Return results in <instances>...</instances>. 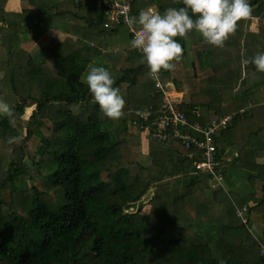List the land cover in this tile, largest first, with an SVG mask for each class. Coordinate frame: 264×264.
<instances>
[{"label":"trees","instance_id":"trees-1","mask_svg":"<svg viewBox=\"0 0 264 264\" xmlns=\"http://www.w3.org/2000/svg\"><path fill=\"white\" fill-rule=\"evenodd\" d=\"M10 1L0 0V100L15 112L11 121L0 115V264H264V73L242 64L264 52V0H249L252 17L223 48L195 31L177 37L183 58L160 73L163 85L189 77L191 100L177 105L192 124L206 125L196 116L202 108L213 119L233 116L215 137L223 185L190 175L200 156L180 141L143 150L137 111L156 114L163 96L140 51H110L121 28L132 40L127 25L109 23L94 0H22L21 11ZM183 6L133 0L132 16ZM101 59L126 100L119 120L83 82ZM17 135L21 142L9 144ZM229 149L238 153L232 160ZM235 176L254 191L233 190ZM152 187L159 190L144 214L137 207Z\"/></svg>","mask_w":264,"mask_h":264},{"label":"clouds","instance_id":"clouds-1","mask_svg":"<svg viewBox=\"0 0 264 264\" xmlns=\"http://www.w3.org/2000/svg\"><path fill=\"white\" fill-rule=\"evenodd\" d=\"M182 3L183 7H170L163 13L149 7L138 16L125 14V23L134 33L131 47L143 54L154 79L162 71L174 70L182 60L184 48L177 37L187 39L195 31L206 43L223 48L237 32L239 22L250 19L253 14L249 0H182ZM250 63L264 73V52L242 60L244 65ZM85 81L106 117L112 120L124 117L126 100L120 88L114 87V78L105 67H91ZM0 115L10 121L15 118L13 107L4 100H0ZM22 139L19 135L10 136L8 143H19Z\"/></svg>","mask_w":264,"mask_h":264},{"label":"built area","instance_id":"built-area-1","mask_svg":"<svg viewBox=\"0 0 264 264\" xmlns=\"http://www.w3.org/2000/svg\"><path fill=\"white\" fill-rule=\"evenodd\" d=\"M99 10H102L104 17L111 24H125V14L132 16L133 0H94ZM134 38V33L129 29ZM155 80V87L158 93L162 94V104L159 112L153 106L144 110H138V121L134 123L142 131V138L150 142H168L170 140L180 141L187 150H197L200 160L194 162L195 170L190 175L211 174L214 180L223 185L222 177L217 173L219 160L217 157L218 149L215 137L226 131L233 120V116L214 118L208 124H192L186 114L179 108L177 100H170L167 88L163 85L161 75ZM157 81V83H156ZM157 84V85H156ZM199 119L203 118L201 111L196 115ZM193 156L191 155V158ZM247 208L239 211V216L246 223L245 213Z\"/></svg>","mask_w":264,"mask_h":264},{"label":"rangeland","instance_id":"rangeland-1","mask_svg":"<svg viewBox=\"0 0 264 264\" xmlns=\"http://www.w3.org/2000/svg\"><path fill=\"white\" fill-rule=\"evenodd\" d=\"M13 3H12V8H14V9H19V8H22L23 9V6H29V3L28 2H25V1H22V0H16ZM153 9H155V8H153ZM127 32H128V30L126 28L125 29L122 28L121 31H120V34L122 36H124V37H122L123 39L125 38V40H124L123 43L126 44V46H129L130 45L129 42L131 40H129V38L127 36V34H128ZM263 38H264V35H263ZM48 42H49V40L48 41H42V43L44 45H47ZM27 47H28V49H30L32 51H35L36 48H37V43H31L30 45H27ZM111 49L112 50H116V47H111L110 48V51H111ZM107 64H108V62L105 59H101V60H98L95 63H93V65H91L88 68L87 72L83 76V82H86L85 81V78H86L88 72L90 71L91 67H94V66L95 67H100V66H102V67H105L108 70L109 67H108ZM186 76H188V75H186ZM182 79H184V81ZM187 79H189V77L183 76V78L182 77L180 78L181 82H178V81L177 82H175V81H172V82L171 81H168L169 83L164 85L168 89L166 92H167L168 98L170 100H177L178 103H180V104L181 103H189L190 102L192 95H191V91H190V89L188 87V84H187V81H189L190 79L189 80H187ZM176 80H178V78H176ZM227 80H230V79H227V73H226L225 77L223 78V81L227 83ZM231 80H232V78H231ZM156 83H157V81H156ZM179 83H184L182 85L183 86V90L178 89ZM50 107L51 106H46L44 108V110L42 112V118L43 119L50 118V111H51ZM201 110L202 109H200V111ZM31 112H32V110L28 111L27 117L30 116ZM201 113H202V115H204L203 118L206 119V124H208L209 121L205 117V114H204L203 110L201 111ZM207 113H209V112L207 111ZM134 131H136V129ZM141 140H142V148H144L143 150H145V151H148V148H152L154 146L153 144H150V140H146V139L142 138V135H141ZM12 152L13 153H11V155H10L11 159H13L15 161H19L20 160V154L18 152H16V151H12ZM191 170H195V167L193 166L191 168ZM191 176H193V175H191ZM224 185H226V184H224ZM212 187H213V185H212ZM158 190H159L158 187H152V188H150V190L148 191V194L144 198V201L141 203V205H139V207H137L144 214L149 213V211L151 209V205H150L151 204V201L155 198ZM233 190H236L238 192H243V193H252L254 191L253 190V186L250 183H248L246 180L242 179V176L241 177L235 176ZM240 217H241V215H240ZM241 219H242V217H241ZM256 222H257V224L259 226H261L262 222H260V219H257ZM258 225L255 226L254 227L255 230H253L254 232H256L255 233L256 235H257V233L258 234H261L260 232L262 230ZM257 236L259 237V235H257Z\"/></svg>","mask_w":264,"mask_h":264},{"label":"crops","instance_id":"crops-1","mask_svg":"<svg viewBox=\"0 0 264 264\" xmlns=\"http://www.w3.org/2000/svg\"><path fill=\"white\" fill-rule=\"evenodd\" d=\"M16 0H11L10 1V4H9V10H11V11H21L22 10V8H19V9H14V8H12V3L13 2H15ZM14 4V3H13ZM23 8H24V6H23ZM124 29H125V27H123ZM122 29V28H121ZM61 31V30H60ZM121 31V30H120ZM59 32V31H58ZM62 32V31H61ZM128 33V32H127ZM120 35V36H119ZM127 36H128V38H129V40H130V37H129V34H127ZM122 37H124V36H122L120 33L119 34H116L115 36H113V37H111L110 38V40L108 41V43H109V47L111 48V47H116V50H125V49H128V48H130L131 47V41L129 42V46H126V44H124L123 42H124V40H125V38L123 39ZM120 38V39H119ZM202 110H203V112H204V114H205V117L207 118V120L208 121H210L211 119H213V115H212V113H210L209 111H208V109L207 108H202ZM201 110V111H202ZM207 111L210 113H207ZM203 117H204V115H203ZM205 119V118H204ZM205 121H206V119H205ZM227 153H229V160H232V158H233V156H237V152L236 151H234V150H232V149H229V151H227ZM225 156H227V154L225 155Z\"/></svg>","mask_w":264,"mask_h":264},{"label":"water","instance_id":"water-1","mask_svg":"<svg viewBox=\"0 0 264 264\" xmlns=\"http://www.w3.org/2000/svg\"><path fill=\"white\" fill-rule=\"evenodd\" d=\"M178 160L182 162V161H183V158H182V157H179V159H178Z\"/></svg>","mask_w":264,"mask_h":264}]
</instances>
